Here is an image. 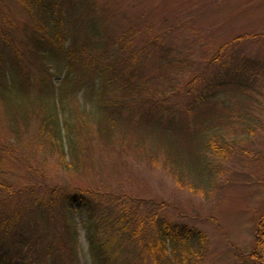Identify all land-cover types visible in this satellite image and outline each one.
Wrapping results in <instances>:
<instances>
[{
    "label": "rangeland",
    "instance_id": "rangeland-1",
    "mask_svg": "<svg viewBox=\"0 0 264 264\" xmlns=\"http://www.w3.org/2000/svg\"><path fill=\"white\" fill-rule=\"evenodd\" d=\"M84 1L97 4L96 12L109 21L110 32H137V48H146L148 92H156L170 106L172 111L163 116L181 127L162 124L155 132L130 120L126 111L111 129L106 118H99L96 94L82 88L85 77L74 75L65 82L64 62L55 55L45 61L34 54L35 74L43 78L55 72V85L62 88L60 107L82 133L84 146L91 143V148L83 153L88 158L85 170L66 169L58 155L33 149L34 126L20 136L10 131L0 95V137L17 141L5 166L9 185L19 190L34 183L37 192L55 186L91 189L98 193L96 199L116 208L131 205L140 214L159 210L162 217L207 234L210 249L202 264H248L238 254L256 246L264 214V0ZM6 16L21 26L29 21L18 0H0V19ZM154 39L158 45L152 44ZM245 56L261 61L259 75H247L246 84L238 86L237 80L234 85L237 76L231 73ZM172 60H183L186 67L168 62ZM34 86L30 94L36 98L40 85L36 81ZM210 139L212 148L204 151ZM221 141L231 143L223 155L213 149ZM45 183L48 187L43 188ZM24 191L2 200L5 215L18 202L31 199V190ZM6 197L0 189V199ZM55 211L44 244L58 247L62 240L56 232L68 224L78 251L74 264H94L78 204ZM44 227L42 222V232ZM29 229L26 224L22 232Z\"/></svg>",
    "mask_w": 264,
    "mask_h": 264
},
{
    "label": "trees",
    "instance_id": "trees-1",
    "mask_svg": "<svg viewBox=\"0 0 264 264\" xmlns=\"http://www.w3.org/2000/svg\"><path fill=\"white\" fill-rule=\"evenodd\" d=\"M18 2L29 21L21 26L9 16L0 19V95L6 105L11 132L20 136L24 130L35 127L33 149L58 155L63 167L78 173L86 169L88 158L83 153L90 152L91 148V143L84 146L82 133L77 132L66 109L60 107L62 88L55 85V72L54 76L43 75V78L35 74L36 65L31 59L34 54L46 58L45 61L55 55L64 62L65 82L74 75L85 77L82 88L96 94L99 118L103 121L106 118L111 129L119 125L120 116L126 111L130 120L150 126L155 132H159L162 124L172 129L181 127L169 115L163 116L172 111L170 106L158 100L156 92H148L143 61L146 48H137V32L133 29L110 32V23L105 16L99 17L96 3L87 4L84 0ZM159 42L154 39L152 44ZM168 62L186 67L183 60ZM260 67V60L243 57L231 73L232 78L237 76L234 85L237 80L238 86L241 82L246 84L249 75L258 77ZM36 81L40 85L39 97L33 98L30 93ZM210 141L204 151L211 150ZM222 141L213 145L220 155L231 144ZM16 142L0 137V189L8 193V197L0 199V264H74L78 251L75 231L73 228L68 231L70 225L65 224L64 230L56 232L62 240L58 247L52 242L44 244L51 221L56 218L55 210L66 205L73 207V203L80 208L94 264H202L206 260L210 249L207 234L196 226L164 218L159 210L140 214L131 205L116 208L108 200L96 199L98 193L91 189L66 190L58 186L51 188L45 183L43 188L49 189L37 192L38 185L32 183L16 190L9 185L5 170L7 160L14 155ZM24 190H31L28 192L31 199L25 204L18 202L5 215L2 200L22 195ZM42 222L45 232H42ZM26 224L30 227L28 233L22 232ZM258 224V235L260 231L261 234L256 237V246L251 251L242 249L238 254L248 264H264V214Z\"/></svg>",
    "mask_w": 264,
    "mask_h": 264
}]
</instances>
